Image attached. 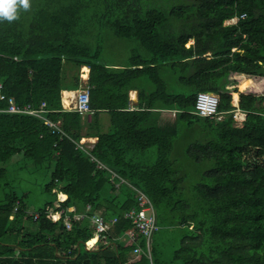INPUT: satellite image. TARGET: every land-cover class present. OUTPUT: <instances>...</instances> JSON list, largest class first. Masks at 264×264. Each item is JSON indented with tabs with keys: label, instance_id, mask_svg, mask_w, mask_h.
<instances>
[{
	"label": "trees",
	"instance_id": "1",
	"mask_svg": "<svg viewBox=\"0 0 264 264\" xmlns=\"http://www.w3.org/2000/svg\"><path fill=\"white\" fill-rule=\"evenodd\" d=\"M184 1L165 14L154 0H113L131 10L118 33L136 38L145 51L126 63H114L102 47L92 49L74 35L84 18L76 0L58 8L53 0H30L17 20H0L3 93L18 105L46 102L47 117L64 132L52 133L33 116L0 112V264H264V111L251 107L253 98L264 103V0ZM184 4L198 27L169 42L160 29ZM136 8L144 9L142 16ZM240 15L236 25L223 26ZM83 66L89 69L86 81ZM173 76L178 91L168 87ZM253 77L261 88L247 94L258 89ZM82 87L89 89L86 116L61 102L63 90ZM131 91L137 92L132 107ZM200 91L219 96L224 119L193 113ZM234 97L245 112L241 127L230 123ZM165 110L176 112L167 118ZM82 137L96 138L89 154L77 147ZM152 149L151 162L146 154ZM16 155L50 170L44 190L55 198L37 210L36 220L26 212V194H17L6 180L5 165ZM90 155L150 198L157 229L149 254L140 238L142 251L132 258L134 246L124 238L132 224L122 214L138 207L133 190ZM180 162L200 169L190 188ZM58 193L66 195L63 202ZM47 207L64 211L53 221ZM73 213H99L108 224L90 248L88 218L70 229L64 225L65 215Z\"/></svg>",
	"mask_w": 264,
	"mask_h": 264
},
{
	"label": "rangeland",
	"instance_id": "2",
	"mask_svg": "<svg viewBox=\"0 0 264 264\" xmlns=\"http://www.w3.org/2000/svg\"><path fill=\"white\" fill-rule=\"evenodd\" d=\"M55 8L61 7L70 0H53ZM82 4V10L84 18L80 20L75 28L74 35H77L80 40L87 43L92 49L97 45L103 48V54L108 59L114 61V63H126L127 58L134 53H145L144 49L139 45V42L134 37H125L118 33V26L128 22V16L131 15V10L124 11L121 6L115 5L113 0H76ZM182 4L184 0H154L153 6L160 9L165 14L171 11L172 6ZM147 7L150 5L147 3ZM136 13L139 16L143 15V8H136ZM174 11L177 13L174 16L168 17L167 22L161 27L160 34L164 39L169 42H174L176 38L183 34L188 33L198 27V21L191 18L192 9L190 6L184 4L179 9L174 7ZM230 20L223 22L224 27H231ZM60 33V30H57ZM211 35L215 36L217 41H221L220 34L217 31L212 30ZM193 39H190L187 44H191ZM257 90H249L247 94L258 92L261 88L259 80ZM168 87L173 91H178L181 86L176 82L175 76H173L168 82ZM234 109L229 114H235L230 116V123L233 127H241L240 121L242 120L245 112L240 108L235 107L238 103V98L234 97L232 100ZM251 107L264 111V103H260L257 99L253 98ZM238 114V115H236ZM167 118H171L169 114H166ZM182 152V149H180ZM177 150H174L172 155L176 157ZM149 161H153L155 158L154 149L146 154ZM183 161V157L180 158ZM7 168V182L13 191L17 194H26L25 200L30 211H37L43 207L47 202H53L55 198L54 193H49L44 190V186L50 182V170L47 168H39L33 166L28 160L24 159L22 155H16L12 160L6 163ZM178 167L188 172L186 175V187H191L193 183L199 178V167L193 165V163L180 162ZM186 166V169H185ZM7 188L6 190H8ZM1 193V192H0ZM63 196V195H62ZM61 196V197H62ZM133 255V253H132ZM131 255V256H132ZM137 258L132 256V258Z\"/></svg>",
	"mask_w": 264,
	"mask_h": 264
},
{
	"label": "built area",
	"instance_id": "3",
	"mask_svg": "<svg viewBox=\"0 0 264 264\" xmlns=\"http://www.w3.org/2000/svg\"><path fill=\"white\" fill-rule=\"evenodd\" d=\"M243 16L244 15L235 16L233 18H230L229 20L230 22H232L231 24L236 25L238 19L242 18ZM229 94L231 96V91H229ZM0 102L6 103V107L0 108V112H6L10 114H23V115L36 117L38 119L43 120L46 123V125L49 128H51L52 133L58 132L64 135V132L61 130L58 122H54L47 117V114L50 113V110L47 108L46 102L42 101L36 107L32 106L31 104L18 105L12 97L6 96L3 93V83L1 80H0ZM218 104H219L218 95L210 91H200L196 96L193 113L201 117H208L210 119H216L217 121H221L222 119H224L226 113L218 111ZM72 110H75L76 112H78L83 116H86L91 112V109L89 107V89L87 87L82 88L77 92L75 97V104ZM167 112L171 116H174L176 110H168ZM230 112L231 111H229L228 113ZM231 116L232 117L234 116L235 119L237 117L235 116V114H231ZM244 118H245V114L242 120L239 122L240 125L243 123ZM77 147L89 154L92 145L86 144L85 142H82L80 140L77 143ZM90 157L91 160L96 162L98 168L107 169L113 175V177L119 180V182L128 184L129 187L133 190L138 207L127 210L122 214V217L130 220L132 224V228L128 229L125 232L124 238L133 244L134 247L132 249L131 254L133 253L134 256L139 257L142 251L141 247L137 243L138 239L140 238H142L145 241L146 249L149 254L150 240L153 233L157 229L155 209L150 198L141 189L137 188L132 184L125 182L115 172H113L107 166L99 162L94 156L90 155ZM65 198L66 197H61L60 193L57 194V200L59 202H63ZM89 209L90 206L88 205L86 207V211H88ZM46 210L48 211L47 217L51 218L53 221H57L61 217V213L64 211V209H61L59 211H52V209L48 207ZM73 210H74L73 207H68L66 208L65 211L73 212ZM26 212L29 213L34 220H36L39 217V213L37 211H30L27 208ZM23 218H26V215H24ZM85 218H88L89 225L93 229L94 232L93 239L96 240L101 234L106 232L108 228V224L106 220L99 213H93L90 216H87L85 213H73L72 216L66 214L63 219V222L65 227L67 229H70L71 224L73 222H81ZM109 222L112 224L116 223L117 217H113ZM88 242L89 241L86 242V247L88 246L87 245Z\"/></svg>",
	"mask_w": 264,
	"mask_h": 264
},
{
	"label": "crops",
	"instance_id": "4",
	"mask_svg": "<svg viewBox=\"0 0 264 264\" xmlns=\"http://www.w3.org/2000/svg\"><path fill=\"white\" fill-rule=\"evenodd\" d=\"M88 71H89L88 67H86V66L81 67V69H80V75L81 76L80 77L82 78V80H84V81L87 80V78H88ZM82 88H79V89H76V90H63L61 92V102H62L63 109H65V110H72L73 109L74 104H75L76 94ZM129 96H130V100H131L130 106L132 107V106H134L137 103V92L136 91H131L129 93ZM130 109H133V108H130ZM167 111L168 110H165L164 113L169 114ZM169 116H170V114H169ZM107 118L108 117L106 115H103L102 116V121H103V123L106 126L108 125V119ZM80 140L82 142H85L86 144L93 145V143L96 141V138L95 137H90V138L82 137ZM62 195H64V197H66L65 194L60 193V196H62ZM91 240H94V242L92 244H87L88 245L87 246L88 248H90V246H92L95 243V241H96L95 239H91Z\"/></svg>",
	"mask_w": 264,
	"mask_h": 264
},
{
	"label": "clouds",
	"instance_id": "5",
	"mask_svg": "<svg viewBox=\"0 0 264 264\" xmlns=\"http://www.w3.org/2000/svg\"><path fill=\"white\" fill-rule=\"evenodd\" d=\"M30 9V0H0V20L13 22L18 19L19 10Z\"/></svg>",
	"mask_w": 264,
	"mask_h": 264
},
{
	"label": "bare ground",
	"instance_id": "6",
	"mask_svg": "<svg viewBox=\"0 0 264 264\" xmlns=\"http://www.w3.org/2000/svg\"><path fill=\"white\" fill-rule=\"evenodd\" d=\"M238 104V103H237ZM237 106V105H236ZM64 197V195L62 196ZM94 242V240H89V242L87 244H92Z\"/></svg>",
	"mask_w": 264,
	"mask_h": 264
}]
</instances>
